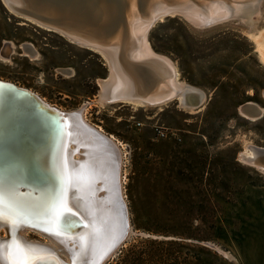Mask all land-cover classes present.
<instances>
[{
	"label": "rangeland",
	"instance_id": "obj_1",
	"mask_svg": "<svg viewBox=\"0 0 264 264\" xmlns=\"http://www.w3.org/2000/svg\"><path fill=\"white\" fill-rule=\"evenodd\" d=\"M148 34L181 81L205 94L201 106L100 103L99 84L110 71L102 55L16 16L4 0L0 79L34 90L63 113L83 109V120L116 142L113 205L120 215L125 201L132 229L123 248L136 240L177 243L154 252L149 264L170 255L181 264H264V174L240 159L248 145L264 148V53L252 36L264 34V0L255 28L238 18L201 28L174 15ZM26 45L37 57L25 54ZM248 102L262 116L242 114ZM25 236L51 243L37 232Z\"/></svg>",
	"mask_w": 264,
	"mask_h": 264
},
{
	"label": "bare ground",
	"instance_id": "obj_2",
	"mask_svg": "<svg viewBox=\"0 0 264 264\" xmlns=\"http://www.w3.org/2000/svg\"><path fill=\"white\" fill-rule=\"evenodd\" d=\"M4 1L7 8L16 16L25 18L49 32L58 33L78 46L92 43L84 47L103 55L110 69L111 90L99 97V102L102 104L109 103L114 89L118 94H122L123 90L135 89L138 77L121 61L123 53L129 61L140 62L156 60V58L158 60L159 55L152 49L148 33L159 20H163L165 14H182L196 24L205 21L217 24L230 18H238L250 28H255L260 18L262 3V0H118V2L115 0H9L12 4L9 6L7 1ZM126 3L128 5L126 17L121 22L119 12L125 11ZM28 12L56 23L42 22L29 16ZM252 36L258 41L259 48L264 53V34L259 37ZM26 50L28 51H25V54H28L30 49L27 47ZM37 55L35 53L31 56L37 57ZM5 58L2 56V60ZM159 59L164 62L165 67L163 63L157 64L158 61H153L157 65L150 64L146 69L144 68L147 73L153 71L156 73L152 74L156 78L157 85L149 98L161 100L160 98L177 97L175 100L189 110L195 107H188V100L198 97L200 99L198 105L201 106L205 99L204 93L182 82L176 65L169 58ZM0 82H2L0 83V211L4 216V219L0 220V230L6 233L3 238L9 240L10 235L15 237V229H19L18 226H23L19 232L20 238L23 239L27 231L40 234L31 226L47 229V232H51L52 238H50L51 243L45 245L54 250L59 259L67 264L74 259L76 264H87L107 237L116 233V225L120 222L119 213L114 209L117 205H113L117 190V173L120 172L118 164L120 152L117 151L116 157L114 150L90 136L81 127L78 117L74 115L75 112H71L73 119H70V123L74 124L77 134L71 144L73 151L71 158L75 163L67 168V175L72 178L70 184L74 189L71 198L68 199V206L74 215H67V223L62 216L58 227L54 222L50 223L47 220L50 216L49 206L59 196L54 195L53 191L56 184L54 178L56 181L58 179L57 163L54 160L50 162V158H54L57 154L54 152L58 138L60 139L55 129V117L41 109L38 100L14 86L41 97L34 90L7 80L0 79ZM100 83L101 94L105 91V85L102 81ZM41 101L47 103L50 108H55L46 99L43 98ZM124 103L133 104L138 108L146 106L139 100ZM24 131L28 138L26 142L21 137V132ZM249 146L253 147L246 146L242 155L254 156ZM60 157L64 164L67 160L65 151H62ZM81 176L84 179L77 182L75 178ZM98 182L102 183V186L100 185L102 188L99 187L107 193L105 196L104 193L102 195L105 200L98 197L99 192L100 194L102 192L97 187ZM21 186H26L24 189L26 193L28 188L33 187L42 195L39 198L31 197L29 194L22 195L19 189ZM80 220L84 223L85 230L83 229L79 236L71 240L70 234L82 225ZM7 244H4V247L0 243V259L4 263L32 264L34 255L40 254L38 246L26 250L20 249L16 242ZM9 255H11L10 259ZM15 258L19 259H17L18 263ZM48 261L49 264H57L54 256ZM43 263L44 261L38 260L35 262V264Z\"/></svg>",
	"mask_w": 264,
	"mask_h": 264
},
{
	"label": "water",
	"instance_id": "obj_3",
	"mask_svg": "<svg viewBox=\"0 0 264 264\" xmlns=\"http://www.w3.org/2000/svg\"><path fill=\"white\" fill-rule=\"evenodd\" d=\"M6 1H7V4H9V6H12V4L9 2V0H6ZM115 1L118 2V0H115ZM102 3H104V2H102ZM107 5H109V4H107ZM69 6H71V5H69ZM127 7H128V5L126 3L125 11L121 12V13H123L122 15L119 12V20L121 22L125 20ZM18 10L22 11L23 9H18ZM120 10L122 11V6H121ZM27 14L29 16L36 18L37 20L42 21V22H49L51 24L56 23V22H53L51 20H47L46 18H43L39 15H35L34 13L28 12ZM31 14H33V15H31ZM176 15L184 17L182 14H176ZM170 16H174V15L165 14L163 18L170 17ZM230 19H232V18H230ZM186 20L188 22H190L191 24H193L194 26L201 27V28L210 27V26L215 25L212 21H205L202 24H196V23L190 21L189 19H186ZM86 44L87 43H84L80 46H83V48H85V47H88V44L92 45V43H88L87 45ZM26 46L30 50H33L30 48L31 46H29V45H26ZM31 52H32L31 53L32 55H34L36 53V51H34V50ZM162 57L158 56V60L156 58V60L153 59V60H147V61L134 62V61L127 60L125 54L123 53V56L121 55V61L123 62L125 67L130 68L137 75L138 81H137V84L135 86V89L123 90L122 94H118V91L116 89H114L113 93H111L110 101H108L109 102L108 104H124V102H126V101L135 102V101L139 100V101H142V103L146 106L154 107L153 105H157V106L159 105L160 106V105H164L168 102L175 101V99H177V97H172L171 99L169 97L160 98L161 100H156V99L153 100L152 97L149 98L150 93L152 91H154V88L157 85L156 84L157 82L155 81L156 78L153 76V74L155 75L156 73H154V71L151 73H147V71H145L144 68L146 69L147 66L150 64L151 65H157L159 63L164 64V62L159 59ZM102 58L105 59L103 57V55H102ZM153 61L154 62L158 61V63L156 64ZM164 67H165V64H164ZM141 71H144V73H142ZM148 72H150L149 69H148ZM101 81H102V84L105 85V91H103L100 94V91H102V87L99 84L100 91H99L98 97H100L102 95L104 96L106 94V92L109 91V89L111 90L110 71H109V75L105 79H102ZM0 83H2V82H0ZM5 84L14 86V85L9 84V83H5ZM14 87L16 89H18L19 91H22V92L30 95L31 97L35 98L36 100H38L40 103V108L44 109V111H46L48 114H51L52 117H55V119H54L55 120V122H54L55 123V129L58 132V136L60 137V139L58 138L56 150L54 152L55 154L56 153L57 154L54 158H52V159L50 158V162L52 160H54L57 163L58 179L56 181V178H54V182H56V184L54 186L53 191L55 193L54 195H56V196L59 195V196L57 198H55L54 202L52 201L53 204L49 206V215L50 216L47 217V220L50 223H52V222H54L53 217L55 214L56 207L59 205V203L61 201H64V200H66L67 204H68V199L71 198L73 191H74L72 185L68 182V179H67L68 178L67 168L72 166L75 163V161L72 160V158H71V154H73V151L71 150V144L73 142V138H75V135L77 134L76 130H74L75 129L74 124L70 123V119H73L72 118L73 116H71L72 114L63 113V112L59 111V109H57V108H52V107L50 108L47 103H43L39 97L30 93V91H28V90H25L23 88H19L17 86H14ZM204 96H205V94H204ZM199 100L200 99H198V97L192 98L191 101L188 100V107L189 106H191V107L194 106L195 108L199 107L200 106V105H198ZM157 102H160V103H157ZM181 106H183V105H181ZM82 112H83V109H80L79 111L74 113V115L76 117H78L79 122L82 125L81 127L90 136L96 138L101 143L107 145L108 147H110L112 150H114L117 153L118 146H117L116 142L112 139V137L103 133L102 130H100V129L90 125L86 121H84L82 118ZM240 112L242 114L248 116L249 118H255V117L262 116L263 109L260 108V106L256 103L248 102V103L244 104L243 106H241ZM76 120H77V118H76ZM21 137L23 138V141H25V142L28 139L27 133L25 131H24V133L21 132ZM249 149L252 150L254 156H245L244 154L243 155L240 154V159L243 162H245L246 164L258 169L259 171H261L264 174V148L255 147V146L250 147L249 146ZM62 151H65L66 158H67V160L64 164L62 163L61 157H60V154H62ZM48 161H49V159H48ZM117 185H118V182H117ZM118 187H119V185H118ZM25 188H26V186H21L19 188L21 190L20 193L22 195H28L29 194V195H31V197H34V198H39L42 195L40 192L35 190L33 187L28 188L27 193H26V190H24ZM119 191H120V188H119ZM117 192H118V190H117ZM56 196H54V197H56ZM119 199H120V196H119ZM120 200L122 203V210H121V213L119 215L120 216V220H119L120 222L118 225H116L117 226L116 227V230H117L116 233L114 235L108 236L106 241L103 243V245H101V247L99 246L100 249L97 247L98 251L95 253L93 259L89 260V262L87 264H106L117 253L120 252V250L123 248V246L126 243V241L128 240V238L130 237V234L132 233L130 214H129L128 207H127L125 201H123L122 198ZM0 202H1V200H0ZM61 219L62 218H60L59 221ZM59 221L55 222L54 225H56L58 227ZM81 224L82 225L77 227V229H75L73 233H71V234L69 233L72 236V237H70L71 240L75 239L77 236H79L80 232L85 230L84 229V223H82V221H81ZM18 227H19V229H15V237L11 236L10 233H9V235H10L9 240H7L8 238L5 239V238L0 236V243L3 246H4V244L8 245L7 243H14V242H16L17 245L20 246L19 247L20 249L24 248L26 250H29L28 248L35 249V247L38 246L40 254L34 255L35 257L33 258L32 264H35V262L37 260L38 261H44L43 264H49L50 262L48 260L52 256H54V259H56L57 264H67L63 260L59 259L58 256H56V253L54 252V250L50 249V247L48 245H45L44 243H41L39 241H36V243H33L32 241H27L23 238H20L19 232L22 230L21 227H23V226H18ZM31 227H32V229H35L40 234H42V236H44L48 239L52 238V236L50 235L51 232H47L46 230L41 229V228L36 227V226H31ZM10 256L11 255L8 256L9 259H10ZM41 257H43V259H40ZM17 259L15 258L16 263H18V260H19V259L18 260ZM0 264H8V263L7 262L4 263L0 259ZM68 264H76L75 259L73 260V262L68 263Z\"/></svg>",
	"mask_w": 264,
	"mask_h": 264
},
{
	"label": "trees",
	"instance_id": "obj_4",
	"mask_svg": "<svg viewBox=\"0 0 264 264\" xmlns=\"http://www.w3.org/2000/svg\"><path fill=\"white\" fill-rule=\"evenodd\" d=\"M176 242L171 241H133L127 246L123 248L118 256L112 259L108 264H149L151 259H154V252L160 253L163 251L164 247H172L175 246ZM172 255L168 257H161L160 264H181L179 259L170 258Z\"/></svg>",
	"mask_w": 264,
	"mask_h": 264
},
{
	"label": "snow or ice",
	"instance_id": "obj_5",
	"mask_svg": "<svg viewBox=\"0 0 264 264\" xmlns=\"http://www.w3.org/2000/svg\"><path fill=\"white\" fill-rule=\"evenodd\" d=\"M68 182L71 183L72 182V178L71 177H68ZM77 182H81L84 178L81 176V177H76L75 178ZM74 215V213L72 212V209L70 207H68V204H67V201L64 200V201H61L59 203V205L56 207L55 209V214H54V217H53V220H54V223L59 221V219L63 216L65 217V223H67V215ZM4 219V216H3V213L2 211H0V220H3ZM47 231V229H45ZM58 234V233H57ZM11 247H14V246H11ZM40 259H43V257H41Z\"/></svg>",
	"mask_w": 264,
	"mask_h": 264
},
{
	"label": "flooded vegetation",
	"instance_id": "obj_6",
	"mask_svg": "<svg viewBox=\"0 0 264 264\" xmlns=\"http://www.w3.org/2000/svg\"><path fill=\"white\" fill-rule=\"evenodd\" d=\"M35 51V50H34Z\"/></svg>",
	"mask_w": 264,
	"mask_h": 264
}]
</instances>
